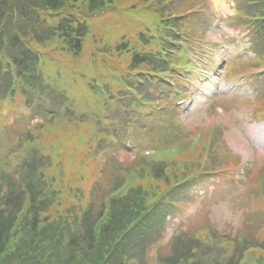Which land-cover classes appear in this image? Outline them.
<instances>
[{"label":"trees","instance_id":"obj_1","mask_svg":"<svg viewBox=\"0 0 264 264\" xmlns=\"http://www.w3.org/2000/svg\"><path fill=\"white\" fill-rule=\"evenodd\" d=\"M199 1L171 0L157 9L155 6L161 20L132 41L96 26L98 19L114 10L116 0H0V264H264V160L258 167L246 165L235 154L224 126L217 128L211 141L210 174L180 185L196 172L201 158L192 153L142 158L129 150L135 145L134 138L145 131L170 142L191 134L173 106L176 110L135 113L137 96L121 82L124 78L131 87H141L139 92L149 97H155L156 92L169 98L173 93L169 83L160 79L150 83L145 74L138 81L128 73L145 72L148 67L169 70V62L156 46L166 47L168 58L177 61L182 40L211 56L219 46V37L225 36L229 43H248L242 55L254 53L245 58L240 54L232 66L259 65L257 61L264 60V0H236L241 16L230 17L225 29L218 26L225 21L209 10L181 15L188 5ZM174 13L178 15L172 17ZM89 39L95 44L91 48L94 63L101 62L110 70L104 75L109 79V95L105 98L96 78H90L89 103L94 108L85 112L72 90L77 83L47 62L61 63L68 53L80 58ZM73 61L70 66L74 68ZM48 71L58 76V82ZM199 72L194 68L176 81V89L196 85L195 73ZM254 91L259 100L264 99V77L256 81ZM6 109H13L14 114L5 117ZM257 119H264V108L248 112L249 121ZM76 120L89 125L83 128L90 134L88 146L84 143L86 132L70 134L63 129L64 123ZM40 134L46 137L43 145L31 149L19 164H12V153ZM208 142L206 138L200 148ZM80 146L100 162L98 180L89 196L82 193L80 185L65 186V178L71 175L66 160L69 155L76 159ZM71 165L76 166L75 162ZM234 165L244 170L243 179L237 177L241 170L231 168ZM138 168L141 175L137 182L123 196L109 198L125 179L124 173ZM238 183L244 186L241 196L248 210L237 231H219L209 217L206 224L192 227L206 217L207 205L177 226L176 218L184 219L187 206L202 196L201 191L212 184L219 189L223 185L237 189ZM62 194L70 202L59 215V210H51L62 204ZM107 209L110 217L97 226ZM19 215L24 236L17 241L13 231ZM170 228L174 232L164 243ZM250 250L258 254L247 263L245 251Z\"/></svg>","mask_w":264,"mask_h":264},{"label":"rangeland","instance_id":"obj_2","mask_svg":"<svg viewBox=\"0 0 264 264\" xmlns=\"http://www.w3.org/2000/svg\"><path fill=\"white\" fill-rule=\"evenodd\" d=\"M165 1L167 0H163L162 2ZM208 1L212 8L220 15L227 16L234 13V7L231 0ZM119 3H121L123 7ZM157 3L158 1L156 0H116V7L114 10L109 11L105 19H98L96 26L100 31L104 30L109 35L116 37L118 35H124L130 40L136 41L138 39L137 35L140 31L147 29L150 30L159 23V15L155 9V5ZM223 28H225V26ZM219 39L221 43L218 47L213 49L216 50V54L218 55L214 64V72L211 74L212 76H210L206 83L202 84L201 87L198 88L199 91L195 95L196 102L193 105L196 109L201 107V105L205 102L203 97L210 98L213 96L214 89L218 86L220 94H228V97H232L234 93L242 91V88H237L236 85L244 78H238V80L231 83H226L223 80L219 84L217 74L221 63L224 62L225 58L230 56V58H233L234 56L237 58V54L242 55L240 50H243L246 45L240 40L238 42L230 41L229 43L227 40H223V36L219 37ZM94 45L95 44L89 39L86 52L78 59H74L75 56L73 53H68V55L64 56V60L61 63L52 60L47 62V65L54 66L57 70L63 71L61 76L69 78L78 84L79 90H77L75 86H72V90L78 95L76 99L78 100L80 110L85 112H91L94 108L89 103V97L91 95V85L89 82L90 78H96L94 80L96 86L106 85L109 81V79L107 80L104 76L109 73V68L101 62L94 63V55L91 53V48ZM56 54L61 55L58 51ZM250 54L251 52L248 54L245 53L242 56L245 58ZM72 61L75 64L74 68L70 66ZM206 66L211 67L207 64ZM68 68L70 71H64ZM48 73L52 80L58 82V76L55 73H50L49 71ZM100 93L105 97L104 93L101 91ZM248 94H250V92H248ZM159 101L161 104L165 102L162 97L159 98ZM242 103L243 105L240 103L239 106L231 107L229 112L225 114L224 118L219 119L213 116L211 118L212 122H218L219 126L221 124L227 127V137L232 144L235 154L239 155L243 162L251 164L261 157H264V122L249 121L247 118L249 109L246 108L248 103ZM188 104L189 103L184 105V109H187L186 107ZM159 108L160 109L158 111H165L161 109V107ZM134 111L139 115L143 114L142 109L139 106H135ZM182 117L184 120H187L188 118L186 114H183ZM202 117L203 116H201V114L198 115V112H196L189 121L191 123L201 124L205 121ZM84 126L89 127L86 123H84ZM63 127L70 134L77 131L86 132L88 136L84 138V143L86 146L89 145V131L81 129L80 124H76L75 126L63 125ZM140 135V138L135 143L136 149L145 145H151L154 142L151 132L145 131L140 133ZM76 136L80 137L79 135ZM133 147H129L131 153L134 151ZM79 151L80 154L76 159L69 155V159L66 160V163L71 167V175L69 174V176L65 178L66 187H69L71 184H81L84 188H88L96 177L97 169L94 163L86 157L85 149L80 146ZM74 162L76 166L71 165ZM77 175L84 176L82 181L76 180ZM230 188L231 186H225L222 190L218 188L222 197L213 199L204 211L205 213L203 215L206 217L200 218L196 224L192 225V227H195L198 224H206L209 217L219 231L233 230L231 232H234L240 228L248 207L245 197L241 196L240 192L242 190L240 189L233 193L223 195L224 190H228ZM212 189H215V187H212ZM190 205H193V203ZM198 206L199 205H195L190 208L191 214L198 209ZM257 206L258 205H256V207Z\"/></svg>","mask_w":264,"mask_h":264},{"label":"bare ground","instance_id":"obj_3","mask_svg":"<svg viewBox=\"0 0 264 264\" xmlns=\"http://www.w3.org/2000/svg\"><path fill=\"white\" fill-rule=\"evenodd\" d=\"M140 134H138L135 138H134V142H137L138 141V139L140 138Z\"/></svg>","mask_w":264,"mask_h":264}]
</instances>
